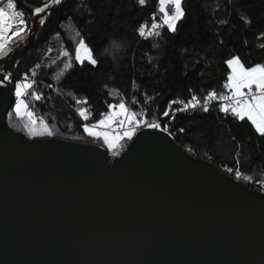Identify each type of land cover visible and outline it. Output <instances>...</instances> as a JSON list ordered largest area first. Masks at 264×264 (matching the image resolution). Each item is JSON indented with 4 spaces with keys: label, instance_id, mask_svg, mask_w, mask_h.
Returning <instances> with one entry per match:
<instances>
[{
    "label": "water",
    "instance_id": "water-1",
    "mask_svg": "<svg viewBox=\"0 0 264 264\" xmlns=\"http://www.w3.org/2000/svg\"><path fill=\"white\" fill-rule=\"evenodd\" d=\"M7 127L25 141L0 133V264H264V194L168 150L167 133L138 130L111 160L93 143Z\"/></svg>",
    "mask_w": 264,
    "mask_h": 264
},
{
    "label": "trees",
    "instance_id": "trees-1",
    "mask_svg": "<svg viewBox=\"0 0 264 264\" xmlns=\"http://www.w3.org/2000/svg\"><path fill=\"white\" fill-rule=\"evenodd\" d=\"M40 2L17 0L18 7L25 10ZM183 7L186 16L175 35L165 30L163 37L141 39L136 29L144 21L149 23L153 13L158 15L157 0H146L144 6L138 0H69L46 27L39 28L12 73L19 78L30 69L36 71L33 89L42 99L30 103L28 96L27 100L54 135L84 140L88 137L77 109H88L87 123L91 124L102 118L109 103L124 98L131 105L136 98L140 104L132 105L134 110L145 111L146 119L167 125L171 131L168 150L194 164L200 158L210 160L221 172L229 173L225 169L232 168L229 174L233 176L239 170L240 178L250 187L264 191V138L250 122L225 116L218 103L206 113L200 109L177 113L171 121L163 115L170 100L186 101L192 94L203 97L209 91L225 93L230 74L225 61L232 56L241 57L245 67L264 63V0H184ZM77 31L91 37L102 67L94 72L77 66L53 80L54 68L61 67L65 58H51L46 49H54L57 42L63 51L69 50L66 45L71 42L75 46L77 39L71 37ZM76 99H86L87 104L77 105ZM7 125L0 120L1 134L25 141ZM180 128L185 131L180 132Z\"/></svg>",
    "mask_w": 264,
    "mask_h": 264
},
{
    "label": "snow or ice",
    "instance_id": "snow-or-ice-1",
    "mask_svg": "<svg viewBox=\"0 0 264 264\" xmlns=\"http://www.w3.org/2000/svg\"><path fill=\"white\" fill-rule=\"evenodd\" d=\"M69 0H41V2L34 7L29 6L26 10L18 7L17 0H0V60L9 57L14 48L28 42V37L34 33L35 28L43 29L51 22V17L57 11L64 8ZM146 0H138L140 6L145 5ZM159 8L158 12L161 14L157 18L156 13L151 15V24L147 21L142 22L136 29V34L141 39H150L151 37H163L166 33L175 35L178 31V24L186 16L185 8L183 7L184 0H157ZM94 15V14H93ZM29 18L32 24H29ZM67 18V17H65ZM246 23L250 26L252 21L248 19ZM75 46H71L69 42L63 56L65 58L61 72L67 74L70 70H74L77 66L81 69L90 67L94 72L99 71L102 67L101 61L96 58L94 48L91 44V37L87 32H76ZM264 37V33L261 34ZM260 38V37H258ZM228 68L231 69L227 76V81L224 87L228 94L219 96L215 91H209L203 97L192 94L189 99L179 100L173 99L168 102V107L163 111L165 117L169 120H175L177 113H185L189 110L196 111L197 109L203 112L210 111L213 102H219V112L225 116H232L239 121L247 120L250 122L255 132L259 137L264 138V63H257L250 67H245L244 62L238 55L232 56L225 61ZM36 68H40L37 64ZM37 73L34 70L25 72L14 84L15 95V113L19 117L27 115L30 120V125L35 124L36 121L32 119V112L29 111V105L26 102V97L32 96L34 100L42 99L41 94L34 93L32 89L35 85ZM31 77V78H30ZM5 81L12 83V74L0 76V87H4ZM135 82V81H133ZM51 87V85H49ZM246 90V91H245ZM193 90L189 89V93ZM151 99H155L152 97ZM226 101V102H225ZM147 103V101H145ZM75 104H87V100L76 99ZM140 101L133 98L131 105L124 99L120 98L118 103H109L108 110L101 113V119L94 123L88 124L90 119L87 108L79 110V116L85 121L83 124L84 132L96 139H103L104 144L109 150H114L116 144L127 138L132 140L136 135L137 130L141 128H149L160 130L168 135L171 131L167 125L162 126L155 120L149 121L146 119L147 113L143 110H134L132 105H139ZM177 105V107H173ZM118 124L123 132L119 134H110L100 129L112 128L113 125ZM29 127V137L36 136H53V132L45 126L41 132L34 131ZM184 132V128L179 129ZM113 155H118L113 151ZM226 171L232 173V168H226ZM241 172L235 171V178L239 180Z\"/></svg>",
    "mask_w": 264,
    "mask_h": 264
},
{
    "label": "rangeland",
    "instance_id": "rangeland-1",
    "mask_svg": "<svg viewBox=\"0 0 264 264\" xmlns=\"http://www.w3.org/2000/svg\"><path fill=\"white\" fill-rule=\"evenodd\" d=\"M161 16V14L158 12V17H160ZM38 30H39V27H37V28H35V30H34V33L32 34V35H30L29 37H28V42L27 43H25V44H22V45H20L19 47H17V48H14V50L10 53V55L9 56H13V55H18V54H20L23 50H24V48L26 47V46H28L31 42H32V44H33V42L35 41V39H36V36H37V32H38ZM71 38H73L74 40H76L77 39V37H76V34L75 33H73L72 34V37ZM53 43V42H52ZM32 44H31V46H32ZM53 45V44H52ZM55 48L53 49H46V53L48 52H50L51 54H50V57L51 58H58V57H62L63 56V53H64V51L62 50V47L60 46V44H58L57 42H55ZM31 46H29L28 47V49L31 47ZM61 47V48H60ZM28 49L26 50V52L28 51ZM38 49H39V47H38ZM39 51V50H38ZM26 52L24 53V55L26 54ZM47 53V54H48ZM54 54V55H53ZM23 55V56H24ZM51 63H53V59L51 60ZM2 64L3 63H1L0 64V75L3 73V71H4V65L2 66ZM14 66V64L11 66V68ZM48 67H51V66H48ZM63 68V65L61 66V67H59V68H54V71H53V73L51 74V78L53 79V80H57V79H59L60 77H62V75H63V73L61 72V69ZM230 70V72H231V69H229ZM7 73V72H6ZM9 73H11L12 74V83H8L7 81H5L8 85H10V87L12 88L11 89V91H12V96H13V98H14V100H16V98H15V95H14V84H15V82L23 75H21L19 78H17L13 73H12V69L11 70H9L8 71V73L7 74H9ZM7 74H5V75H7ZM31 78V77H30ZM32 91L34 92V93H36V91H34V89H32ZM26 99V102L28 103V105H29V111L30 112H32V114H33V116H32V119L33 120H35L36 121V123L35 124H31L30 125V120H29V117L27 116V115H24L23 117H19V116H17L16 115V113H15V102H14V105H13V108L8 112V114H7V117H6V122H7V124L10 126V128H12L13 130H15V131H17V132H20V134H23L26 138H28L29 140H33V139H37V138H52V137H61V136H58V135H53V136H51V137H49V136H36L35 138H32V137H29V135H28V131H29V127H26V126H29L30 125V127L34 130V131H36V132H41V131H43L44 130V128H45V126H47V129L50 131V128L48 127V125H47V123L44 121V120H39V119H37L38 118V116H36L35 115V113H34V111H33V109L31 108V106H30V104H29V101L27 100V97L25 98ZM33 101V98H32V96H31V98H30V103ZM79 110L80 109H78V112H79ZM83 119V118H82ZM84 120V119H83ZM85 123V122H84ZM83 123V124H84ZM112 127H114V129H118L119 128V126H118V124H115V125H113ZM84 129V128H83ZM111 128H105V129H100V131H106V132H109L110 134H113L112 133V131L110 130ZM87 134V133H86ZM115 134H119V132H116ZM88 135V134H87ZM89 136V135H88ZM90 138H91V140H93V141H95V140H103L102 138L101 139H96V138H94V137H91V136H89ZM61 138H65V137H61ZM65 139H68V138H65ZM125 139H127V138H124V139H122V140H120L117 144H116V146H115V149L114 150H116V149H119L120 148V143L123 141V140H125ZM72 141H79V142H85V143H89V142H87V141H83V140H77V139H72ZM114 150H109L108 149V151H110V152H113ZM200 159H204V158H200ZM205 160H207V159H205ZM208 161H210V160H208ZM225 173V172H224ZM227 175H229V176H232V177H234L235 178V176H233V175H231V174H229V173H226ZM238 181H241V182H243V183H245V184H247V182L244 180V179H242V178H240ZM248 185V184H247ZM249 186V185H248ZM250 187V186H249ZM251 188H253V189H255V190H257L258 192H260L261 194H264V191H261L259 188H257V187H255V186H253V187H251Z\"/></svg>",
    "mask_w": 264,
    "mask_h": 264
},
{
    "label": "crops",
    "instance_id": "crops-1",
    "mask_svg": "<svg viewBox=\"0 0 264 264\" xmlns=\"http://www.w3.org/2000/svg\"><path fill=\"white\" fill-rule=\"evenodd\" d=\"M5 61H6V59H4V60H0V64L3 63V64H2V66H3V65L5 64ZM0 67H1V66H0ZM245 91H246V90H245ZM223 94H225V95L228 94L227 89H226V92L223 93ZM110 130L112 131L113 134L116 133L114 127H112ZM136 134H137V132H136ZM87 137H88V138L84 139L83 141H87V142H89V143H93V144L99 145L100 147H102L103 149H105V150L107 151V155H108V157L112 160V159L119 158L121 155H123L124 152H126V149H127L128 146L131 144V142L135 139L136 135L132 138V140L125 139V140H123V141L120 143V148L114 150L115 152L118 153V155H116V156L113 155V152L108 151V148H107V146L104 144L103 140H95V141H93V140H91V138H90L88 135H87Z\"/></svg>",
    "mask_w": 264,
    "mask_h": 264
},
{
    "label": "built area",
    "instance_id": "built-area-1",
    "mask_svg": "<svg viewBox=\"0 0 264 264\" xmlns=\"http://www.w3.org/2000/svg\"><path fill=\"white\" fill-rule=\"evenodd\" d=\"M157 17H158V15H157ZM159 18V17H158ZM151 22L152 21H150L149 22V25L151 24ZM152 38V37H151ZM8 73V72H7ZM7 73H5V74H7ZM219 96H225V94H218ZM226 102V101H225ZM213 103H218L219 104V102H216V101H214ZM84 108V107H83ZM86 108V107H85ZM189 111H191V110H189ZM76 113H77V115H78V117H79V119L84 123L85 121L82 119V117H80L79 116V112H78V109L76 110ZM88 114H89V117H90V113H89V111H88ZM37 119H39V120H43L42 119V116H38V118ZM141 129H144V128H141ZM141 129H139V130H141ZM115 132H119V133H121V132H123V129H121V128H118V129H115ZM137 132H138V130H137Z\"/></svg>",
    "mask_w": 264,
    "mask_h": 264
},
{
    "label": "bare ground",
    "instance_id": "bare-ground-1",
    "mask_svg": "<svg viewBox=\"0 0 264 264\" xmlns=\"http://www.w3.org/2000/svg\"><path fill=\"white\" fill-rule=\"evenodd\" d=\"M4 83H5L6 86H4V87H0V89H2V90H4V89H5V90H6V89H9V86H10V85H8L6 82H4ZM150 130H151V131H158V130H155V129H150Z\"/></svg>",
    "mask_w": 264,
    "mask_h": 264
},
{
    "label": "flooded vegetation",
    "instance_id": "flooded-vegetation-1",
    "mask_svg": "<svg viewBox=\"0 0 264 264\" xmlns=\"http://www.w3.org/2000/svg\"><path fill=\"white\" fill-rule=\"evenodd\" d=\"M11 57H12V55L8 57V60H10ZM8 60H7V61H8ZM16 61H17V60H16ZM16 61H15V62H12L11 64H9V66H10V70L12 69L11 66H12L13 64H16ZM5 65H8V62H5L4 66H5Z\"/></svg>",
    "mask_w": 264,
    "mask_h": 264
}]
</instances>
